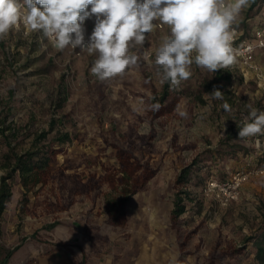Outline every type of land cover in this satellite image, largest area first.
<instances>
[{
	"label": "rangeland",
	"instance_id": "374dc122",
	"mask_svg": "<svg viewBox=\"0 0 264 264\" xmlns=\"http://www.w3.org/2000/svg\"><path fill=\"white\" fill-rule=\"evenodd\" d=\"M252 2L233 23L246 31L264 6ZM93 29L94 18L86 20V30ZM26 31L0 39V187L6 176L11 192L0 211V264H169L173 256L178 264H259L254 242L264 228V174L251 177L228 205L204 193L210 178L264 162V148L254 147L264 135L248 138V145L238 137L246 105L264 111L253 73L236 60L216 72L193 64L179 86L161 83L154 53L169 34L163 25L148 35V60L101 82L90 72L95 54L76 56ZM258 59L264 66V54ZM214 89L222 99L206 95ZM154 102L162 103L161 113L150 110ZM65 133L70 139L61 144ZM151 133L141 153L138 135ZM42 134L40 146L53 142L60 149L55 167L69 160L67 172L84 179L117 165L114 144L129 141L157 171L131 195L124 222L114 224L107 201L119 192L108 184L74 195L66 207L68 192L57 175L27 191L18 171L9 174L12 150L25 152Z\"/></svg>",
	"mask_w": 264,
	"mask_h": 264
},
{
	"label": "clouds",
	"instance_id": "9594fccd",
	"mask_svg": "<svg viewBox=\"0 0 264 264\" xmlns=\"http://www.w3.org/2000/svg\"><path fill=\"white\" fill-rule=\"evenodd\" d=\"M251 0H0V39L22 22L25 35L42 33L58 50L71 47L96 55L90 72L104 82L123 76L126 70L148 60L144 47L148 35L166 25L169 34L161 38L154 53L156 75L161 83L179 86L192 75V65L208 72L227 69L235 63L230 26ZM94 18V29L85 39L84 23ZM135 49V51H133ZM222 99L214 89L210 94ZM158 111L159 103L149 106ZM238 125L239 140L264 135V111L251 104ZM226 112H231L227 103ZM186 117L185 112H179ZM254 147L261 148L256 139ZM169 264H178L173 256Z\"/></svg>",
	"mask_w": 264,
	"mask_h": 264
},
{
	"label": "trees",
	"instance_id": "16d2710c",
	"mask_svg": "<svg viewBox=\"0 0 264 264\" xmlns=\"http://www.w3.org/2000/svg\"><path fill=\"white\" fill-rule=\"evenodd\" d=\"M253 5H260V0H253ZM259 14V13H258ZM227 78H231V73L228 72ZM169 95L166 89L162 95V100H166ZM155 104V102H154ZM156 113L162 112V103ZM4 132V131H3ZM45 135L42 134L38 140L32 143V146L23 153H17L12 150L14 162L11 165L9 174L19 172L23 186L27 191L33 190L38 184L45 185L49 180L56 175L60 184L67 189L68 207L73 201V196L77 194H87L91 191L99 193L103 184H108L112 189L119 192L118 197L108 199L107 207L110 219L114 224H122L125 218L126 206L132 194L143 189L148 180L152 178L157 169L143 157L137 153L133 142L129 141L126 145L114 144L115 155L118 160L117 165H112L104 168L100 173L93 172L84 179L78 172L68 173L67 170L73 166L68 163L65 166H57V154L59 148L54 147V143L49 145H39L40 139ZM140 140L137 148L141 153L150 146L152 133L149 135H138ZM70 136L65 133L58 141L63 144L68 141ZM56 142V141H55ZM45 147V149H44ZM8 167V166H5ZM57 174H55V171ZM6 176L0 187V211L3 209L5 202L11 196V192L6 183ZM179 205V202H177ZM184 207L175 209V213L183 212ZM255 259L259 264H264V228L255 236ZM8 259L4 261L6 264ZM81 264H86L85 259Z\"/></svg>",
	"mask_w": 264,
	"mask_h": 264
},
{
	"label": "built area",
	"instance_id": "2783aa9c",
	"mask_svg": "<svg viewBox=\"0 0 264 264\" xmlns=\"http://www.w3.org/2000/svg\"><path fill=\"white\" fill-rule=\"evenodd\" d=\"M258 13L257 20H254L255 23L250 31H246V29L235 24H232L229 30L231 32V45L237 53L236 61L243 70L253 73L254 81L264 95V66L258 59L260 54H264V6ZM251 19L249 17L247 21ZM156 23L158 25L157 28L163 27L159 22ZM21 27L25 28L22 22L19 28ZM84 28L85 39L87 40L91 33L86 30V21ZM73 51L76 56H81L84 53L80 52L79 48ZM261 145L264 148V140L261 141ZM262 174H264V162L260 166L238 169L224 179L212 177L207 180L204 186V193L212 196L222 205H228L239 198L243 185L251 177Z\"/></svg>",
	"mask_w": 264,
	"mask_h": 264
},
{
	"label": "crops",
	"instance_id": "0c3cea01",
	"mask_svg": "<svg viewBox=\"0 0 264 264\" xmlns=\"http://www.w3.org/2000/svg\"><path fill=\"white\" fill-rule=\"evenodd\" d=\"M255 20V19H254Z\"/></svg>",
	"mask_w": 264,
	"mask_h": 264
}]
</instances>
